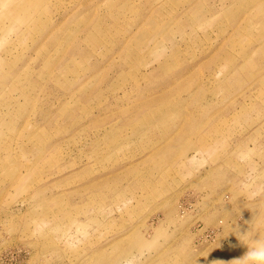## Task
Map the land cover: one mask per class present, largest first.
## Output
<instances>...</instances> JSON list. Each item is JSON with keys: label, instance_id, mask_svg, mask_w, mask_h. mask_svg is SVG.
<instances>
[{"label": "rangeland", "instance_id": "1", "mask_svg": "<svg viewBox=\"0 0 264 264\" xmlns=\"http://www.w3.org/2000/svg\"><path fill=\"white\" fill-rule=\"evenodd\" d=\"M253 167L264 0H0V264H237Z\"/></svg>", "mask_w": 264, "mask_h": 264}, {"label": "clouds", "instance_id": "2", "mask_svg": "<svg viewBox=\"0 0 264 264\" xmlns=\"http://www.w3.org/2000/svg\"><path fill=\"white\" fill-rule=\"evenodd\" d=\"M251 160V152L242 154L240 157L241 163L251 162ZM257 179H259L257 170L253 167L250 169L245 181L241 184L242 192L249 194L250 197H255L259 195L261 191H264V189L259 187H257L255 191H252ZM241 236H247L246 242L238 238L240 242L246 246L247 251L241 258L235 259L234 261H236L237 264H264V233L261 232L259 226H257L254 231L249 229Z\"/></svg>", "mask_w": 264, "mask_h": 264}]
</instances>
